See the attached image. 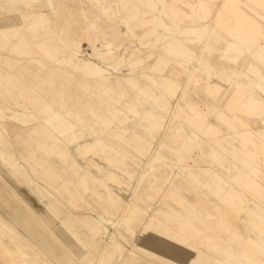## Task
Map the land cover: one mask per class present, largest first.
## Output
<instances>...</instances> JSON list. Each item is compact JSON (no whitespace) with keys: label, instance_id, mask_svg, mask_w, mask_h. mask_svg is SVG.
<instances>
[{"label":"rangeland","instance_id":"obj_1","mask_svg":"<svg viewBox=\"0 0 264 264\" xmlns=\"http://www.w3.org/2000/svg\"><path fill=\"white\" fill-rule=\"evenodd\" d=\"M0 264H264V0H0Z\"/></svg>","mask_w":264,"mask_h":264},{"label":"bare ground","instance_id":"obj_2","mask_svg":"<svg viewBox=\"0 0 264 264\" xmlns=\"http://www.w3.org/2000/svg\"><path fill=\"white\" fill-rule=\"evenodd\" d=\"M39 45H41V43H38ZM78 65H80V64H78ZM96 68V67H95ZM96 72H97V70H95Z\"/></svg>","mask_w":264,"mask_h":264}]
</instances>
